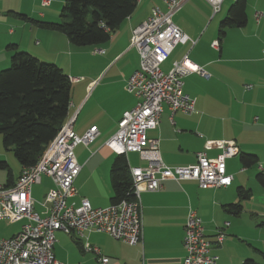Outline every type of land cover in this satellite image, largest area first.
<instances>
[{"label": "crops", "instance_id": "obj_1", "mask_svg": "<svg viewBox=\"0 0 264 264\" xmlns=\"http://www.w3.org/2000/svg\"><path fill=\"white\" fill-rule=\"evenodd\" d=\"M48 1L50 4L43 6L41 0H0V72L10 66L17 51L54 64L67 75L70 105L64 124L73 120L72 129L78 136L91 127L98 130L92 144L74 149L81 170L74 181L77 195L70 202L79 205L85 199L92 208H107L113 195L110 168L117 155L105 143L115 134L123 113L135 106V98L125 91L126 81L139 68V56L130 47L131 32L153 8L165 7L161 0H136L135 11L110 34L108 42L77 47L61 32L40 26L62 22L64 0ZM224 2L214 14L205 0H186L173 15V23L191 42L175 47L161 71L167 73L174 63L186 59L190 68H201L208 78L187 75L183 91L194 99L195 113H172L164 105L157 129L148 131L147 137L159 140L161 160L173 168L194 165L200 152L215 157L219 151L205 150L209 141H234L239 154L226 160L232 184L202 190L194 181L168 180L156 192L141 193L140 245L129 246L104 233L84 234L85 242L97 247L107 264H182L189 210L201 219L212 242L219 230L224 231L223 243L212 244L216 264H264V188L255 180L264 166V0H246L245 25L220 34L219 24L233 4L223 8ZM213 42H218L217 48L212 47ZM11 153L4 149L0 136V163L7 167H0V185L11 186L20 176L22 167ZM241 154L256 156L258 163L243 168ZM124 157L129 169L146 166L136 153ZM53 188L46 176L32 187L38 214L43 212L40 203ZM239 190L249 192V198L242 199ZM237 203L242 207L239 214L227 211ZM225 223L229 226L224 227ZM21 226L22 222H0V239L16 235ZM55 239L53 254L60 264H100L96 256L83 251L75 235L57 232Z\"/></svg>", "mask_w": 264, "mask_h": 264}, {"label": "built area", "instance_id": "obj_2", "mask_svg": "<svg viewBox=\"0 0 264 264\" xmlns=\"http://www.w3.org/2000/svg\"><path fill=\"white\" fill-rule=\"evenodd\" d=\"M205 1L214 14L224 2ZM161 2L165 9L153 8L148 18L131 32L130 47L139 56V68L126 81L125 91L135 98V106L123 113L115 134L105 143L117 156L136 153L146 162L143 168L130 169L133 200H123L102 209L92 208L85 199L79 205L70 202L77 195L74 181L81 170L74 149L78 145L88 146L98 137L96 127L82 136L76 135L72 129L73 120H70L61 127L33 167L22 168L13 185H0V222H22L16 235L0 239V264H60L53 254L57 232L75 235L84 252L96 256L100 264H107L108 259L100 257L99 249L85 242L84 234L104 233L129 246L140 245L143 239L141 193L156 192L168 180L194 181L202 190L227 188L232 184L233 177L226 172V160L239 154L234 141H209L205 150L219 151L215 157L200 152L194 165L173 168L162 162L159 140L147 137L148 131L157 129L164 105L172 113H195L194 99L183 91V79L187 75L196 73L208 78L201 68H190L186 59L174 63L167 73L161 71V65L175 47L191 42L172 21L186 0ZM41 4L48 6L50 1L41 0ZM212 47L217 48L218 42H213ZM262 59L264 61V47ZM43 176L52 180L54 188L40 203L43 212L38 214L34 210L31 190ZM227 226L229 224L225 223L224 227ZM224 239V231L219 230L212 242L204 233L201 219L189 210L182 240L185 253L182 264H216L218 259L211 254L212 244L221 245Z\"/></svg>", "mask_w": 264, "mask_h": 264}, {"label": "trees", "instance_id": "obj_3", "mask_svg": "<svg viewBox=\"0 0 264 264\" xmlns=\"http://www.w3.org/2000/svg\"><path fill=\"white\" fill-rule=\"evenodd\" d=\"M136 5V0H64L62 22L40 23V26L61 32L77 47L102 45L133 14ZM245 8L246 0L233 1L219 24V33L224 34L227 28L243 27ZM70 85L58 66L41 62L25 52H14L10 66L0 72V136L4 149L13 153L22 168L37 163L66 121ZM239 159L243 168L258 163L257 157L249 154H241ZM0 167L7 168L4 163ZM255 180L264 188V166ZM110 181L111 204L133 200L130 169L124 156L114 159ZM238 194L242 199L249 198V192L239 190ZM241 209L237 203L228 206L227 211L237 215Z\"/></svg>", "mask_w": 264, "mask_h": 264}, {"label": "rangeland", "instance_id": "obj_4", "mask_svg": "<svg viewBox=\"0 0 264 264\" xmlns=\"http://www.w3.org/2000/svg\"><path fill=\"white\" fill-rule=\"evenodd\" d=\"M64 4V3H63ZM232 4V1L231 0H225L224 2V5H223V8L226 6V5H231ZM63 6V5H62ZM76 67H78V65H76ZM12 155V153H11Z\"/></svg>", "mask_w": 264, "mask_h": 264}]
</instances>
